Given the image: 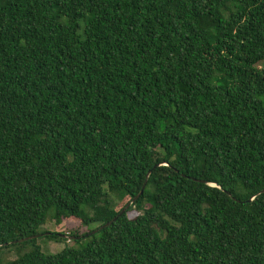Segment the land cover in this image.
Here are the masks:
<instances>
[{
  "label": "trees",
  "instance_id": "obj_1",
  "mask_svg": "<svg viewBox=\"0 0 264 264\" xmlns=\"http://www.w3.org/2000/svg\"><path fill=\"white\" fill-rule=\"evenodd\" d=\"M263 188L264 0H0V264H264Z\"/></svg>",
  "mask_w": 264,
  "mask_h": 264
},
{
  "label": "rangeland",
  "instance_id": "obj_2",
  "mask_svg": "<svg viewBox=\"0 0 264 264\" xmlns=\"http://www.w3.org/2000/svg\"><path fill=\"white\" fill-rule=\"evenodd\" d=\"M137 214L135 211L128 212L129 217H134ZM95 227V224L90 226V229ZM43 229H47L49 231L63 232L66 236H70L69 232L83 233L87 231V227L80 224V221L76 218H63L61 223L55 224L53 221L46 222ZM95 231V230H93ZM42 246V249L46 252H56L60 250L64 245H71L72 240L66 238V240H54V239H42L39 241Z\"/></svg>",
  "mask_w": 264,
  "mask_h": 264
},
{
  "label": "water",
  "instance_id": "obj_3",
  "mask_svg": "<svg viewBox=\"0 0 264 264\" xmlns=\"http://www.w3.org/2000/svg\"><path fill=\"white\" fill-rule=\"evenodd\" d=\"M148 173H149V172H148ZM147 176H148V174H147ZM147 176H146V177H147ZM142 188H143V187H142ZM141 192H142V189L140 190L139 194H140ZM260 192H264V188H263ZM136 198H137V196H135V197L131 200V202H130L129 204H131ZM251 199H252V198H251ZM129 204H128V205H129ZM126 207H127V206H125V208H126ZM125 208H124V209H125ZM124 209L120 210L119 213H122ZM115 218H116V217H114L113 220H114ZM108 223H109V222H108ZM108 223H106V225H107ZM48 233H50V232H45V234H48ZM33 237H34V236H33ZM28 238H30V237L22 238V239H20L19 241L26 240V239H28ZM69 238L71 239L72 236H69Z\"/></svg>",
  "mask_w": 264,
  "mask_h": 264
}]
</instances>
